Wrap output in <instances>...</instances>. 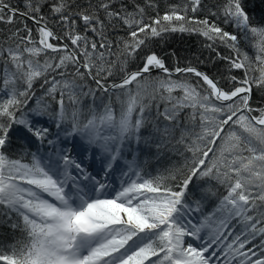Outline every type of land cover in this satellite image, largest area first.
Returning a JSON list of instances; mask_svg holds the SVG:
<instances>
[{
    "label": "snow or ice",
    "instance_id": "obj_1",
    "mask_svg": "<svg viewBox=\"0 0 264 264\" xmlns=\"http://www.w3.org/2000/svg\"><path fill=\"white\" fill-rule=\"evenodd\" d=\"M193 35L189 60L170 41ZM250 160L264 162V0L163 14L159 0H0V227L74 204L113 219L110 264H264ZM21 239L0 241V264H20Z\"/></svg>",
    "mask_w": 264,
    "mask_h": 264
},
{
    "label": "trees",
    "instance_id": "obj_2",
    "mask_svg": "<svg viewBox=\"0 0 264 264\" xmlns=\"http://www.w3.org/2000/svg\"><path fill=\"white\" fill-rule=\"evenodd\" d=\"M179 2L180 0H159L161 14H163L166 5ZM170 43H172L173 47L178 50L181 56L186 57L189 60L194 59V54H196L199 49V38L194 35L175 36L172 38ZM167 62L171 64V61ZM185 62V60H181V66H183ZM200 67H203V65H200ZM223 83L224 81L221 80V84ZM18 143V141L13 142V146L9 147L8 149V155L12 158H22L23 162L25 163L30 162V157L21 156V153L15 147V144ZM43 150L44 149H41V152H43ZM249 164L252 167L259 168L261 176H264V162H261L259 160H250ZM153 168L154 165H149L147 171L152 172V174L154 175L155 172L153 171ZM96 212L98 214V221H100L101 223H106L108 225L115 226L113 219L106 210L96 209ZM20 236L22 237L20 243L25 248V251L20 259V264L53 263V261H51L53 258L44 259L43 257L47 255L44 251L49 252V250H51L55 253L56 251L51 237L45 233V227L42 222L34 218L32 223L28 226V230L26 233H20L19 231L12 232L5 227H0V241H10L15 238H19Z\"/></svg>",
    "mask_w": 264,
    "mask_h": 264
},
{
    "label": "rangeland",
    "instance_id": "obj_3",
    "mask_svg": "<svg viewBox=\"0 0 264 264\" xmlns=\"http://www.w3.org/2000/svg\"><path fill=\"white\" fill-rule=\"evenodd\" d=\"M115 179L120 187L122 182L120 175L117 174ZM111 184L112 183L110 182V185ZM116 191L112 190L110 186L109 188H106L104 192L97 193V195L101 197H111ZM85 192L88 196L89 194L92 196V193L88 192L87 189H85ZM72 208L77 216L88 219L91 223L76 220L66 212L67 210L64 211L65 209L62 207H56L54 210L57 211L56 213H47L45 208H43L34 214V217L42 219L44 222L43 224L45 227V233L51 237L54 246L57 247L58 250V253H55L51 250H49V252L44 251L47 254L46 256H43L44 259L53 258L51 260L53 261L52 264H67L74 248L78 245L74 238L77 237V240L79 239L81 243L87 244L91 241V235L95 231H97V235L99 237L105 238V242L108 241L107 237L111 236V239L114 241V246L116 247L115 249H117L116 253L118 254L119 249L123 247L121 241L113 232V228L103 227L97 224L96 220L98 219V214L96 213L95 209L84 212L79 210L74 204ZM82 228L85 230V233L83 234L80 233ZM58 258L60 259L58 260ZM86 260V256L84 255L83 259H81L79 262L84 263Z\"/></svg>",
    "mask_w": 264,
    "mask_h": 264
},
{
    "label": "bare ground",
    "instance_id": "obj_4",
    "mask_svg": "<svg viewBox=\"0 0 264 264\" xmlns=\"http://www.w3.org/2000/svg\"><path fill=\"white\" fill-rule=\"evenodd\" d=\"M111 182V181H110ZM111 189L116 191L119 189V185L115 182H111ZM48 199H52L51 197H46ZM56 207L64 208L68 214L74 217L78 221H84L86 223H91L88 219L77 216L75 211L73 210V205L65 206L59 202L52 205L51 207L45 208V211L56 213L54 211ZM83 232V230H82ZM107 242H105V238H101L97 235V231L92 234V239L88 244H83L75 238L77 242V246L74 248L71 257L67 264H110V261L113 256L117 255L116 247L114 246V241L111 239V236L107 237ZM84 255L86 256V261L84 263H80L79 261L83 259Z\"/></svg>",
    "mask_w": 264,
    "mask_h": 264
}]
</instances>
